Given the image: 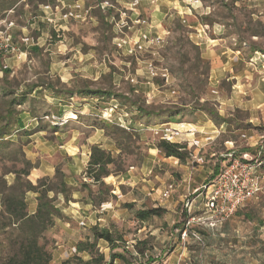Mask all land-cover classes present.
I'll list each match as a JSON object with an SVG mask.
<instances>
[{"label":"rangeland","instance_id":"rangeland-1","mask_svg":"<svg viewBox=\"0 0 264 264\" xmlns=\"http://www.w3.org/2000/svg\"><path fill=\"white\" fill-rule=\"evenodd\" d=\"M61 2L0 0V18L25 54L0 62V107L26 97L15 108L21 127L10 143L0 142V175L25 158L34 167L30 180L53 177L59 168L81 190L68 203L57 196L64 217L43 239L50 264L74 256L79 241L92 242L94 226L120 238L96 242L105 261L123 256L113 264H264V191L217 227L204 219L208 185L232 159L258 161L264 173V0ZM210 13L216 23L207 33L198 18ZM85 88L114 94L134 88L144 106L167 113L148 117L112 97L77 95ZM207 112L229 123L216 125ZM45 115L55 124L33 121ZM102 123L134 129L141 142L124 157L125 174L103 180L108 201L93 207L81 187L90 147L119 153ZM159 139L184 144L186 162L159 153ZM4 178L13 182L12 174ZM97 189L91 187L93 194ZM35 197L25 196L28 213ZM150 209L158 215L138 220L136 212ZM185 227L194 235L184 236Z\"/></svg>","mask_w":264,"mask_h":264},{"label":"trees","instance_id":"trees-1","mask_svg":"<svg viewBox=\"0 0 264 264\" xmlns=\"http://www.w3.org/2000/svg\"><path fill=\"white\" fill-rule=\"evenodd\" d=\"M198 20L207 33H210L212 26L216 23L212 19L211 13L198 18ZM255 51H257L256 48L250 45V52ZM198 61L203 63L206 71L209 70L208 61L203 60L200 56H198ZM7 72L5 75L8 74ZM1 91L6 95L4 89H1ZM135 92L136 89L134 88H129L126 93L122 94H114L111 90L85 88L78 90L76 93L83 97H112L118 100L120 106L127 109L133 108L138 114L148 117L150 115L160 117L164 114L163 112L167 113L162 109L155 110L151 106H144V100L139 96H135ZM18 98H12L5 103L6 106L0 107V142L10 143L7 138L13 132H16L15 129L21 127L18 118L19 112L15 108L22 105L26 97L21 96ZM240 112L239 109L235 110V113ZM207 113L210 120L216 125L229 123L228 119L219 116L217 112ZM244 115L248 119L247 112ZM32 118L40 119L41 117L32 116ZM166 122H173L172 118ZM102 125L99 128L106 137L112 140L119 153L113 156L111 151L102 148L100 145L90 147L89 159L81 175L84 181L81 187L83 186L88 190V199L93 207L100 206L108 201L110 188L104 184L103 180L105 178L108 180L110 175L114 177L124 175L127 171L124 166V157L135 154L136 149H140L139 143L141 142L138 133L134 129L112 124L102 123ZM154 148L165 158H175L182 164L186 162L189 155L184 144L169 142L165 139H159L154 144ZM20 164L21 166L18 169H6L0 175V264H50L52 255L43 239L45 232L54 226L55 221L62 220L64 217L57 205V196L60 194L64 203H68L69 201H75L72 198L73 193H79L81 190H75L74 187L69 185L65 181L64 173L59 168L55 169L53 177L41 178L36 176V182H34L29 179L31 170L34 168L31 162L23 158ZM8 174L13 175V182L9 185L4 178ZM92 186L98 188L97 194H93ZM27 193L36 195V209L33 214L28 213L25 202ZM237 210L235 214L240 213ZM156 215H158L156 209L136 212V217L142 222ZM247 219H249V216H247ZM91 233L93 241L90 242L85 239L76 243L74 256L61 264H113L116 259H123L122 255L114 254L110 256L109 261H105L104 256L95 250L98 240L112 244L116 240L119 241L120 238L115 239L111 232L106 229L99 230L96 226L91 228ZM80 254H86L88 259L83 260Z\"/></svg>","mask_w":264,"mask_h":264},{"label":"built area","instance_id":"built-area-1","mask_svg":"<svg viewBox=\"0 0 264 264\" xmlns=\"http://www.w3.org/2000/svg\"><path fill=\"white\" fill-rule=\"evenodd\" d=\"M10 27L11 25L7 23L6 19L0 18V62L8 56H25L13 43L9 33ZM1 77L2 71L0 70ZM40 119L47 120L52 125L55 124L49 116ZM33 121H38V119L33 118ZM260 165L261 163L258 161L234 158L208 185L205 203L207 216L204 219L209 227H217L220 222L232 216L246 201L264 191V173L257 171ZM200 220L201 218L195 223ZM193 221V218H190L186 225ZM187 233L194 235L185 227L183 235L185 236Z\"/></svg>","mask_w":264,"mask_h":264},{"label":"crops","instance_id":"crops-1","mask_svg":"<svg viewBox=\"0 0 264 264\" xmlns=\"http://www.w3.org/2000/svg\"><path fill=\"white\" fill-rule=\"evenodd\" d=\"M58 2H60L61 4H62V2H61V0H57ZM10 60H12L11 58H10ZM10 60H7L6 61V64L10 67V65L8 64V61H10ZM192 127H194V125H192V124H190ZM191 128H188L187 130H181V131H188V130H190ZM35 207H36V204H34V206H33V208L32 209H30L29 210V213L30 214H33L34 212H35Z\"/></svg>","mask_w":264,"mask_h":264}]
</instances>
